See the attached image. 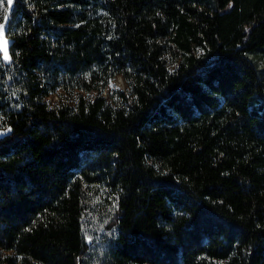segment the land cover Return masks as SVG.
I'll return each mask as SVG.
<instances>
[{"label":"trees","instance_id":"trees-1","mask_svg":"<svg viewBox=\"0 0 264 264\" xmlns=\"http://www.w3.org/2000/svg\"><path fill=\"white\" fill-rule=\"evenodd\" d=\"M5 15L0 264H264V0Z\"/></svg>","mask_w":264,"mask_h":264},{"label":"rangeland","instance_id":"rangeland-1","mask_svg":"<svg viewBox=\"0 0 264 264\" xmlns=\"http://www.w3.org/2000/svg\"><path fill=\"white\" fill-rule=\"evenodd\" d=\"M6 23H7V19L3 20L0 22V24L4 25V29H3V39L7 41V53H8V59L4 58V53L3 50H0V52L2 53V58L4 61L9 62L10 61V55L8 52V45H9V41L10 39L7 37L5 30H6ZM127 88V83L124 79V77L122 75H118L116 77H114L113 79H111L110 84L104 89L103 93L108 96V98H110L109 94H110V90L112 89H122L125 90ZM65 95H70V94H65ZM57 95L56 94H52L50 96V99L52 101H56L57 100Z\"/></svg>","mask_w":264,"mask_h":264},{"label":"snow or ice","instance_id":"snow-or-ice-1","mask_svg":"<svg viewBox=\"0 0 264 264\" xmlns=\"http://www.w3.org/2000/svg\"><path fill=\"white\" fill-rule=\"evenodd\" d=\"M13 3V0H7V5L11 7ZM4 5V0H0V7H3ZM7 11V9L5 10ZM4 19H7V15L4 16ZM3 29L4 25L0 24V50H3L4 53V58L8 59V53H7V41L3 39Z\"/></svg>","mask_w":264,"mask_h":264},{"label":"built area","instance_id":"built-area-1","mask_svg":"<svg viewBox=\"0 0 264 264\" xmlns=\"http://www.w3.org/2000/svg\"><path fill=\"white\" fill-rule=\"evenodd\" d=\"M5 131H6V129H4L3 131L0 130V132H3V133H4Z\"/></svg>","mask_w":264,"mask_h":264},{"label":"crops","instance_id":"crops-1","mask_svg":"<svg viewBox=\"0 0 264 264\" xmlns=\"http://www.w3.org/2000/svg\"><path fill=\"white\" fill-rule=\"evenodd\" d=\"M0 134H3V132H0Z\"/></svg>","mask_w":264,"mask_h":264}]
</instances>
